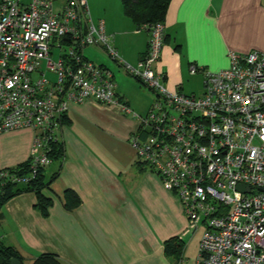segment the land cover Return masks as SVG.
Returning a JSON list of instances; mask_svg holds the SVG:
<instances>
[{
	"label": "built area",
	"instance_id": "2783aa9c",
	"mask_svg": "<svg viewBox=\"0 0 264 264\" xmlns=\"http://www.w3.org/2000/svg\"><path fill=\"white\" fill-rule=\"evenodd\" d=\"M143 29L151 31L149 48L134 65L105 21H94L89 0H0V134L35 132L31 176L52 163L50 142L71 105L94 101L132 113L116 100L113 72L85 55L99 46L156 94L137 115L133 145L179 197L192 228L204 226L199 264H264V50H230V66L219 71L190 65L191 74L203 73L205 90L186 94L170 91L155 69L165 24ZM30 176L2 169L0 185Z\"/></svg>",
	"mask_w": 264,
	"mask_h": 264
},
{
	"label": "crops",
	"instance_id": "0c3cea01",
	"mask_svg": "<svg viewBox=\"0 0 264 264\" xmlns=\"http://www.w3.org/2000/svg\"><path fill=\"white\" fill-rule=\"evenodd\" d=\"M103 20L122 57L138 62L149 33L138 31L124 12ZM164 24L155 69L165 73L170 91L196 94L189 93L192 64L219 71L230 66V50H264V0H172ZM85 55L113 72L116 100L133 112L94 101L71 105L59 134L65 157L52 162L57 164L53 171L45 170L48 177L60 171L44 190L54 199L49 215L36 208L33 192L11 199L0 211V241L20 252L26 264L43 253L58 255L64 264H199L204 226L192 228L179 197L164 188L152 168L138 165L142 161L132 139L138 116L146 115L155 98L130 78L118 83L117 68L94 50ZM196 74L203 80L202 72ZM34 135L32 130L0 134V170L30 158ZM68 189L81 198L73 210L65 207ZM174 237L184 243L178 259L165 250Z\"/></svg>",
	"mask_w": 264,
	"mask_h": 264
},
{
	"label": "trees",
	"instance_id": "16d2710c",
	"mask_svg": "<svg viewBox=\"0 0 264 264\" xmlns=\"http://www.w3.org/2000/svg\"><path fill=\"white\" fill-rule=\"evenodd\" d=\"M172 0H121L124 14L131 18L137 26L138 31H147L149 33V42L151 38V31L143 29L145 25H152L155 23H165L169 5ZM93 17V16H92ZM146 50V51H147ZM145 51V53H146ZM145 53L142 55L144 56ZM104 66V65H103ZM138 82L142 81L135 78ZM144 85V84H143ZM68 122L67 115L63 117V123ZM141 130V129H140ZM143 133V132H142ZM64 142L58 137L56 140L50 142V151L48 152L52 162L61 160L65 157ZM143 169L148 168L145 162H138ZM150 167V166H149ZM151 168V167H150ZM10 173L29 175L33 173L34 166L32 160L28 159L26 162L14 168H7ZM46 166L37 167L36 173L29 177V180L24 183H15L5 181L4 185H0V211L4 205L11 199L26 193L33 192L37 197L36 208L43 216L49 215V209L54 204V199L47 196L44 190L50 188L52 183L59 176L60 171H56L50 177L47 176ZM1 171V170H0ZM65 207L68 210H73L81 204V198L74 190L68 189L64 193ZM184 247L183 241L179 237H174L165 242L166 253L175 259H178ZM13 259H17L21 264H26L24 257L14 247L7 246L0 241V264H11ZM31 264H64L58 255L54 253L40 254Z\"/></svg>",
	"mask_w": 264,
	"mask_h": 264
},
{
	"label": "rangeland",
	"instance_id": "374dc122",
	"mask_svg": "<svg viewBox=\"0 0 264 264\" xmlns=\"http://www.w3.org/2000/svg\"><path fill=\"white\" fill-rule=\"evenodd\" d=\"M89 7L91 10L93 19L96 22L100 19L108 20L109 17H111V19H114V18H117V16L119 15L121 16L123 15V5H122L121 0H89ZM91 49L95 51V55L97 56L101 55L102 57L106 58L110 64H112L115 68H117L118 83L121 78H124V77H127L128 79L130 78L131 80L135 81V83L139 85L142 89L148 92L153 98H156V94L149 87L143 84H140V82H137V80L133 76L127 74L124 69L122 68L120 69L117 62L114 61L104 50H102L101 48L97 46H87L85 48V51L90 52ZM56 58H57V55H54L53 59H56ZM131 64L136 65L137 62L131 63ZM44 68H46V65H44ZM50 74L52 75V73ZM188 80H189L188 85L190 87L189 93L194 92L199 95L203 93L202 84H204L203 83L204 77L202 80L200 75L192 74L189 76ZM133 91H135V86L133 88ZM130 117L131 116H129V118ZM56 167H57L56 163H52L48 165L47 172L49 173L51 170L53 171Z\"/></svg>",
	"mask_w": 264,
	"mask_h": 264
},
{
	"label": "water",
	"instance_id": "95a60500",
	"mask_svg": "<svg viewBox=\"0 0 264 264\" xmlns=\"http://www.w3.org/2000/svg\"><path fill=\"white\" fill-rule=\"evenodd\" d=\"M239 188H243V185H240ZM11 264H21V263H20L19 260H17V259H13V260L11 261Z\"/></svg>",
	"mask_w": 264,
	"mask_h": 264
}]
</instances>
